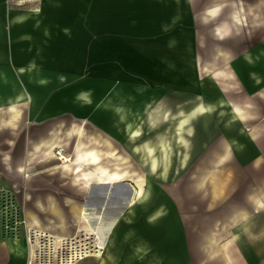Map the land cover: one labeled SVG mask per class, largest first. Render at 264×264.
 <instances>
[{"label": "crops", "instance_id": "1", "mask_svg": "<svg viewBox=\"0 0 264 264\" xmlns=\"http://www.w3.org/2000/svg\"><path fill=\"white\" fill-rule=\"evenodd\" d=\"M74 1L82 3L85 8L83 15L85 25L103 24L108 22L106 19L113 17H116V23L119 24L121 17H127L129 24L134 26L129 32L132 35L127 37L139 38L142 36L139 31H136L135 26L139 23L138 18L142 16V9L147 15L161 19L159 22L163 23L162 25L153 20L159 25L153 32L156 34L159 31L170 30L174 24L182 23L190 10L205 9L204 11H207L209 8L230 3L231 0H109L107 4L97 3L96 6L102 9L100 8L96 13H93L91 0ZM12 2L13 0H0V36H6L9 32L10 40L24 43L35 37L34 33L24 32V24L33 23L34 26H38L42 21L45 24L46 16L44 17L38 11L39 20L36 17H28L24 21L14 22ZM56 6H59L58 3ZM94 14L100 20L97 19L94 22ZM217 14L208 16L211 18ZM12 26L20 30L13 32ZM55 29H58L57 33H63L66 36L75 34V31L72 32L70 29L62 31L59 24L53 26V30ZM24 33H28L29 36L24 37ZM115 33L118 35L105 37L119 38L124 35L122 31H115ZM48 34L47 31L42 33L49 38ZM18 53L21 64L15 65V70L17 75L22 77L24 47ZM25 53L32 54L31 48L26 47ZM11 55L12 51L7 47L0 48L1 60L4 62V66H0V183L5 182L11 185L17 194L24 197L26 203L31 200L35 202V207L27 205L24 210L28 224L31 211L35 212L40 219V223L33 221L31 226L48 229L60 235H74L80 227H83L84 219L77 221L70 213L67 198L74 197L59 198L55 190L50 188L58 185L60 189L68 184L74 194L84 195V202L89 196H97L103 207L95 215L104 216L106 226L111 225L110 230L108 228L106 230L107 246L104 254L99 257H87L78 264H264V131L257 136H249L245 129L241 128V123L237 121L238 119H259L260 114L250 119L236 118L231 123L237 122L232 123L234 125L225 130L227 134L224 139L207 142L200 130H205L204 123L207 121L208 114L199 116L195 122L194 132L190 135L191 146L177 148L175 146L178 143H174V157L175 155L180 157L178 164L180 171L176 176L179 179L175 181L180 186V192L173 191L172 188L170 192H167L172 196L169 198L170 206L161 204L164 205L161 211H159V205L149 208L150 210L145 213L141 209L134 206L126 207L124 204L126 200H130L133 186H135L132 179L125 181L128 183L125 197H112L108 192L109 185L113 182L117 185L119 181L94 180L91 181L92 190L83 192L75 183H72V173L68 177L62 176L61 173L50 174V171L31 176L26 173L30 164L44 161L42 157L27 161L28 152L34 148L37 141L40 143V139L48 136L55 127L39 132V128L36 127V132L33 131L36 134L32 133L29 138H26L24 121L28 115L26 107L30 103L24 105V99L14 98L19 90H24V82L18 83L19 80L12 73ZM35 80L44 84L39 78L35 77ZM139 85H133L132 92L138 95V98L139 93H136V90ZM104 87L107 91L108 87ZM108 96L109 94L106 97ZM261 100L264 102V95ZM186 101L181 99L178 103H186ZM13 102H16L17 109L20 110L16 120L13 119L11 106ZM134 103H136L133 106L134 109L140 106L139 99ZM152 103L149 100L148 110L144 112L143 121L146 120V122L142 124V130H145L146 125L150 130L167 127V125L172 126L174 121L172 118L177 113H174L170 107H165L163 112L158 110L156 99ZM104 109L106 111H101V114L105 116L102 120L106 124L101 122L99 129L86 127V132L90 135H99L103 141L110 139L113 145L109 149H116L121 153L130 151L126 149V142L132 143L134 149L136 145H140L137 144L139 137L138 141L124 139L126 128L123 120L118 122V114L114 110L109 112V108L104 107ZM262 109L264 110V107ZM259 111L261 112V108ZM136 114H139V111ZM73 125L82 124L71 123L69 129ZM167 129L166 132L169 131ZM185 133L188 135V131ZM73 142L75 145L77 137H74ZM187 151H190L188 161L181 164V158ZM226 151L230 153L226 154ZM138 159H133V165L130 167H140L141 163H137ZM102 160L107 166L119 167V161L113 162L108 155H105ZM174 166L177 165L172 162L167 177L160 175L164 178V182H169L167 180L173 178L171 173ZM101 188L103 190L99 192ZM153 188L152 198H157L160 192H157L155 184ZM165 195L167 196L166 192ZM51 196L56 198L59 207L66 212L67 221L64 226H58L48 219V216L53 215L48 203ZM74 199L78 200V198ZM109 199H114L115 202ZM27 256V249L23 242L0 241V264H25Z\"/></svg>", "mask_w": 264, "mask_h": 264}, {"label": "rangeland", "instance_id": "2", "mask_svg": "<svg viewBox=\"0 0 264 264\" xmlns=\"http://www.w3.org/2000/svg\"><path fill=\"white\" fill-rule=\"evenodd\" d=\"M29 1L13 0L12 14L19 11H39L41 15L46 16L45 24L43 21L38 26H34L33 23L24 24V32L34 33L35 37L22 43L10 40L8 31L6 36H0V48L7 47L12 51L10 56L13 63L12 73L16 75L18 83L24 82V89L34 98V101L28 102L30 104L26 107L28 112L24 121L26 138H29L33 131L36 132V127L39 128L38 132L50 130L52 126L55 129L67 131L69 125L75 122L81 123L84 128L96 127L99 129L101 122L106 124L102 120V117L105 116L101 114V111H106V109L97 107L96 103L104 99L116 87L132 93L133 85L140 84L139 86L144 88V93L139 98L137 97V100L139 99L144 111L148 110L149 100L152 103L155 99L158 110L162 112L165 107H170L174 113H178L181 105L187 110L188 106H192V101L208 96L213 97V95L218 96L220 95L218 93L225 91L223 81L226 80L213 77L212 71L206 70L207 64L212 61L221 65H225L229 61L237 82L235 87H231L230 94L236 98L249 94L255 97V106L258 111L259 108H261V112L264 111L262 109L264 102L261 100L264 95V82L257 83L253 74L258 75L261 71L264 74V57H259V52L254 51L256 47L264 48V29L261 33L256 31L248 33V30L243 31V28L237 31L232 20L227 23L230 18L231 5L236 0L222 5L218 14L211 18L204 16L205 9L190 10L182 23L174 24L170 30L159 31L156 34L153 32L159 25L155 24L153 20L159 22L161 19L157 16L147 15L146 11L142 9V16L138 18L139 23L135 26L136 31H139L142 36L139 38L127 37L132 35L129 32L134 27L129 24L127 17H121L119 24L116 23V17L110 19H106V17L105 19L108 20L106 23L85 25L83 22L85 8L82 3H76L74 0ZM91 1L93 13H96L100 8L102 9V7L96 6L97 3L107 4L109 0ZM57 3L59 6H56ZM87 10L90 11V9ZM97 19L100 20L94 14V22ZM58 24L62 31L70 29L72 32L75 31V34L66 36L63 33H57L58 29L53 30V26ZM162 24L160 23V25ZM11 29L13 32L20 30L16 26H12ZM8 30L10 31L9 28ZM221 30L222 32L217 35V31ZM46 31L49 33V38L42 35ZM115 31H122L124 35L119 38L105 37L118 35ZM169 36L173 38H168ZM22 46L24 47L25 71L24 75L20 77L16 73L15 65L21 64L18 51H21ZM26 47L31 48L32 54L25 53ZM248 52H253L255 61L252 64H249L245 58ZM1 59L0 56V66H4ZM30 61H35V65L31 68ZM170 61L174 70H177V74L172 77L168 74L169 72L165 73ZM179 74L180 76H178ZM39 76L44 78V84L36 82L35 77L39 78ZM194 80L198 82L197 87ZM104 86L108 87L107 91ZM80 91H90L91 100L89 102H86L87 100L77 101L76 93ZM181 99L187 100L186 103H178ZM113 110L110 107L108 111L113 112ZM261 112H259V119L255 118L259 115L251 116L256 120H237L241 123V128L248 133L247 135L253 137L264 131V112L263 115ZM227 120L220 118L219 113L208 114L207 121L204 123L205 130H200L205 136V141L224 139L227 134L225 130L232 127L234 125L232 123L237 122L231 123ZM145 122L146 120L143 121L144 124ZM170 126L150 130L146 125L145 130H142L143 135L139 137V141L136 140L137 144H141L147 137L156 140V137L160 133L166 132V128L169 129ZM150 131L154 132L150 133ZM124 139L128 140V136L125 135ZM175 147L178 148L179 145L176 144ZM126 149L130 150L129 152L133 154L135 160L138 159V151L134 149L132 143L126 142ZM64 153L73 157L70 147ZM179 159L180 157L175 155L173 164L177 166L173 167L171 173L173 178L168 179L169 182H164V178L158 173L151 175L152 182L157 186V192L160 193L157 194V198H152L148 202L135 203V208L147 213L149 208L154 206L171 205L169 198L172 196L167 192H170L172 188L173 191L180 192V186L175 182L179 179L176 178L180 171ZM176 160L177 162H175ZM65 163L67 162L56 157L44 159V161L30 164L26 173L30 176L39 172L44 174ZM137 163H141V161L138 159ZM143 165L142 169L146 170L147 165ZM130 185L132 184L130 183ZM0 186L11 187L5 182L0 183ZM57 186L50 188L55 190L59 198L70 196L85 201L84 195L74 194L68 184L60 189ZM18 200L24 210L27 205L36 206L33 200L26 203L24 197L19 193Z\"/></svg>", "mask_w": 264, "mask_h": 264}, {"label": "bare ground", "instance_id": "3", "mask_svg": "<svg viewBox=\"0 0 264 264\" xmlns=\"http://www.w3.org/2000/svg\"><path fill=\"white\" fill-rule=\"evenodd\" d=\"M219 9V6L211 9L209 8L204 16L206 17L209 14L215 15L218 13ZM28 17L38 18V11H19L14 14L13 21L21 22ZM229 17L230 21L232 20L235 24L237 31L243 28V31L248 30V33H253L254 31L261 33L264 29V0H236L234 4L231 5ZM220 32H222V30L217 31V35H219ZM28 36V33H24V37ZM254 51L259 52V57H264V48L256 47ZM245 58L249 64L255 61L253 52H248ZM229 63L230 62L227 61L225 65H221L212 61L207 64L206 67L207 71H212L213 77L226 80L225 82L223 81L225 87L224 92L218 93L220 94L218 96L213 95V97L208 96L207 98L194 100L191 102L192 106H188L187 110L184 106H182L183 108L180 107L178 113L172 118L174 121L169 131L160 133L156 137V140H151V137L144 138L143 141L141 140L142 142L140 145L135 146V149L139 151L138 158L141 159L140 161L142 163L140 167H130L133 165L134 158L133 154L129 151L126 150L121 153L116 149L110 150V146L113 145L110 139L103 141L99 135L88 134L83 125H73L72 128L67 131L60 130L59 128L54 129L48 136L41 138L40 143H38L39 141L35 143L34 148L27 154V161L38 157H42L46 160L56 157L66 161L67 163L49 170L50 174L61 173L62 176L68 177V175L72 173V183H75L78 189L83 192L92 190L91 181L94 180L119 181L117 185L114 182L109 185L108 192L111 193L110 195H112V197H125L128 188L126 185L128 183L125 181L132 179L135 182V186H133L130 200H126L124 203L126 207L134 206L135 203L148 202L152 198L154 192V184L151 175L158 173L163 177H167L171 169V163L174 160V143H178L180 148H189L191 146L190 135L194 132L195 122L199 116L219 113L220 118H226L228 122H231L236 118L250 119L251 116L259 114L260 111H258L255 106V97L245 94L242 97L236 98L230 94L231 87H235L237 82L234 78L235 72ZM169 64L165 73L169 72L168 74L172 77L177 74V70H174L171 61ZM34 65L35 61H30V68ZM253 74L256 77L255 81H257V83L264 82V74L262 71L258 75L256 73ZM178 76H180V74ZM39 79H41L40 81L42 83H45L43 77L39 76ZM195 81L196 80H194V83L197 87L198 82ZM136 93H139L140 97L144 93V88L137 86ZM137 96L138 95H134V93L116 87L108 97L96 103L97 107H112L114 109L118 114L117 121L120 122L123 120L125 124V135L128 136V139H137L143 135L142 124L145 111L142 110L143 107L141 104L138 106L140 108L135 107L134 109L133 106L136 104L134 102L137 101ZM14 98H16V100L24 99V105L30 101H34L33 95H30L26 89L23 91L19 90ZM75 99L80 102L85 100L89 102L91 100V93L90 91H80L76 93ZM12 100L15 101V99ZM11 106L14 114L13 119L16 120L20 115V110L17 109L16 102H13ZM137 111H139V114H136ZM231 118L233 119L229 120ZM186 131H188V135L185 133ZM74 137H77L75 145L73 144L74 142H71ZM69 147L73 152L72 158L64 153ZM57 149L59 150L58 152H56ZM225 153H230V151H226ZM58 154H60V157ZM105 155H108L113 162L119 161V167L107 166L102 160ZM189 155L190 151H187L181 158V164H185L188 161L187 158ZM143 164L147 165L146 170L142 169L144 166ZM101 190L103 189H99V192ZM138 199L140 200L139 202ZM67 201L70 204V213H72L75 220L80 221L83 218V227L86 225H95L100 231H98V233L101 235L103 234L104 238L106 237V230L107 228L110 230L111 225L109 224L106 226L104 216L95 215L98 214L97 211L103 207L100 205L101 201L97 196H89L86 202L78 201L74 198H67ZM109 201L115 202L114 199H109ZM112 202L111 204H113ZM48 203L49 209L53 212V215L48 216V219L58 226H64L67 221L66 212L59 207L58 201L53 196L49 198ZM162 208H164V205H160L159 211H161ZM29 215V225L33 223V221L40 223V219L35 212L30 211ZM85 220H88L89 223ZM93 254L94 257L101 256L100 252Z\"/></svg>", "mask_w": 264, "mask_h": 264}, {"label": "built area", "instance_id": "4", "mask_svg": "<svg viewBox=\"0 0 264 264\" xmlns=\"http://www.w3.org/2000/svg\"><path fill=\"white\" fill-rule=\"evenodd\" d=\"M98 231L97 226L86 225L74 235H60L30 226L17 192L0 187V241L23 242L28 255L25 264H78L93 253L103 255L107 241Z\"/></svg>", "mask_w": 264, "mask_h": 264}, {"label": "flooded vegetation", "instance_id": "5", "mask_svg": "<svg viewBox=\"0 0 264 264\" xmlns=\"http://www.w3.org/2000/svg\"><path fill=\"white\" fill-rule=\"evenodd\" d=\"M1 187V186H0Z\"/></svg>", "mask_w": 264, "mask_h": 264}]
</instances>
